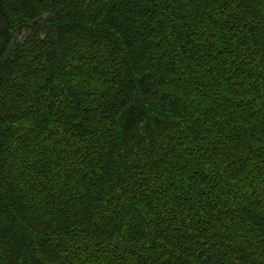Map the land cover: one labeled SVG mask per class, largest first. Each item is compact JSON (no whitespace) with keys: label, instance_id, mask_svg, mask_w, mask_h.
Returning a JSON list of instances; mask_svg holds the SVG:
<instances>
[{"label":"trees","instance_id":"16d2710c","mask_svg":"<svg viewBox=\"0 0 264 264\" xmlns=\"http://www.w3.org/2000/svg\"><path fill=\"white\" fill-rule=\"evenodd\" d=\"M0 264H264V0H0Z\"/></svg>","mask_w":264,"mask_h":264}]
</instances>
